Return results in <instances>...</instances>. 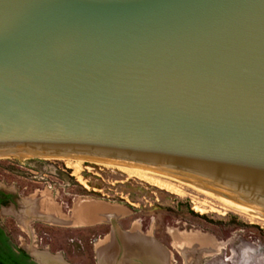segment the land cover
Masks as SVG:
<instances>
[{
	"label": "water",
	"instance_id": "water-1",
	"mask_svg": "<svg viewBox=\"0 0 264 264\" xmlns=\"http://www.w3.org/2000/svg\"><path fill=\"white\" fill-rule=\"evenodd\" d=\"M108 168L264 222V0H0V172Z\"/></svg>",
	"mask_w": 264,
	"mask_h": 264
},
{
	"label": "rangeland",
	"instance_id": "rangeland-1",
	"mask_svg": "<svg viewBox=\"0 0 264 264\" xmlns=\"http://www.w3.org/2000/svg\"><path fill=\"white\" fill-rule=\"evenodd\" d=\"M0 190L12 193L17 202L16 207L0 208V225L13 245L27 254L57 255L67 264H99L98 245L112 240L115 228L110 233L107 224L71 228L28 217L38 216L33 214L35 206H42L39 215L45 216L50 205L57 215L70 216L79 202L91 201L121 209L122 216L115 220L117 232L149 241L165 252L166 263L264 264L263 223L248 221L207 195L182 190L183 195L176 196L114 168L80 169L76 174L74 170L0 172ZM197 234L210 243L184 256L175 244Z\"/></svg>",
	"mask_w": 264,
	"mask_h": 264
},
{
	"label": "bare ground",
	"instance_id": "bare-ground-1",
	"mask_svg": "<svg viewBox=\"0 0 264 264\" xmlns=\"http://www.w3.org/2000/svg\"><path fill=\"white\" fill-rule=\"evenodd\" d=\"M114 169L122 172L127 177H129L123 168H114ZM79 170L80 169H75L74 173L75 174L78 173ZM129 178H132V177H129ZM145 183H147L149 185H152L154 187H157L159 189H162V190H164L166 192H169V193H171L173 195H176V196L183 195V191L181 189H179L177 187H174V186H172V185H170V184H168L166 182H163V181H161L159 179L145 181ZM197 193L199 194L201 192H197ZM201 194L206 195L205 193H201ZM212 198H214V199L218 200L219 202H221L222 206L226 210L236 212L239 216L245 218L248 221L257 222V223H263L264 224L263 221L255 218L254 216H252V215L248 214L247 212L241 210L240 208L234 206L233 204L229 203L228 201L222 199L221 197L214 196ZM80 203L83 205V206H81L82 208L80 209L81 210L80 211V215L83 216L84 214H96L98 216H101V218H102L101 221H104L103 220V216L109 217V218L111 217V218L114 219V216H116V215L121 216L123 214V211L121 209L117 208V207H113L114 205L113 206H108V204L105 205V204L95 203V202H91V201H86V202H83V203L79 202L78 206H80ZM41 204H43V203H41ZM77 204H76V206H77ZM40 207H42V206H39V207L35 206L33 208V211H34L33 214L34 215H36L38 213L39 218H43V217L45 218L46 217L47 218L46 220H49V221L55 222V223L58 222L59 224L62 223V226H65V225L68 224L67 220H69V218H65L66 216L63 215L64 218H65L64 219L62 214L57 215V213L55 212L54 208L52 209L51 205L48 207V209L46 208L47 209L46 210L47 211V213H46L47 216L46 215L45 216L42 215L43 217H40V215H39L41 213L40 211H42L44 209L43 207H42L43 209H40ZM39 209H40V211H39ZM77 209H78V207H77ZM76 212H78V211H75V213ZM28 217L30 219L37 218L36 216L33 217L32 215L28 216ZM111 218L109 220H111ZM85 219L87 220V218H85ZM105 220L107 221V218ZM71 221H72V219H71ZM71 221H69V222L71 223ZM82 221H84V220H82ZM82 221H79V224ZM29 222H31V220H28V222H25V224L27 225V224H29ZM74 222H75V220H74ZM84 222H82V223H84ZM95 222L92 225H94ZM88 223H90V225H91L92 222L89 221ZM112 223H113V221H112ZM76 225H77V223H76ZM85 227H87V226L85 225ZM115 231H116V229H115ZM135 235H137V234H135ZM206 238H207L206 236H203V235H200V234H197V235L189 237V238H183L182 237V238H180L181 241L179 243L175 244V246L179 247L178 249L181 250L182 253H184V256H188V255H190V253H192V252L194 253V251H195L194 249H196L195 247H197L198 245L199 246L208 245L210 242H209L208 238L207 239ZM102 243L103 242L100 241V243L98 245L100 247V250H99L100 264H169L168 262L166 263V260H165V255L166 254H165V252L163 254L162 251L160 252V250L157 247H155L153 244H151L149 241H147V240H143L142 241V240L138 239L137 237H135L134 235L122 236L120 233H118L116 231V233H114V237H113L112 240H110L109 242H107L103 246H101ZM164 251H167V250L165 249ZM32 255H34V257L41 263L48 264L50 262V258H51L50 254L39 253V252L32 251ZM167 258H169V257H167Z\"/></svg>",
	"mask_w": 264,
	"mask_h": 264
},
{
	"label": "trees",
	"instance_id": "trees-1",
	"mask_svg": "<svg viewBox=\"0 0 264 264\" xmlns=\"http://www.w3.org/2000/svg\"><path fill=\"white\" fill-rule=\"evenodd\" d=\"M0 264H35L21 249L12 247L0 230Z\"/></svg>",
	"mask_w": 264,
	"mask_h": 264
},
{
	"label": "crops",
	"instance_id": "crops-1",
	"mask_svg": "<svg viewBox=\"0 0 264 264\" xmlns=\"http://www.w3.org/2000/svg\"><path fill=\"white\" fill-rule=\"evenodd\" d=\"M33 202H31V204H32ZM83 203V202H82ZM81 206H83L82 204H80ZM81 206H79L78 207V209L77 208H74V210L75 211H78V212H76L75 213V211L74 210H72L71 211V215L70 216H66V215H64V214H62V216L64 215V216H66L65 218H69V220H65L68 224L67 225H65V226H67V227H71V228H79V227H85V225L87 226L88 224H90V223H88L89 221L90 222H92L91 224H93L95 221V224L94 225H97V224H108V223H110V222H112V221H115V220H117V218H119L120 216L119 215H116V216H114V219L113 218H111V220H109L110 218L109 217H105V216H103V220L104 221H101L102 220V218H101V216H98V215H96V214H84L83 216L82 215H80V209L82 208ZM40 209H41V207H40ZM77 209V210H76ZM45 213V212H44ZM46 213H47V211H46ZM76 215V216H75ZM64 216H63V218H64ZM119 216V217H118ZM122 216V215H121ZM40 217H43L42 215H40ZM75 217V218H74ZM37 218H39V216H37ZM44 218V217H43ZM43 218H40L41 220H43ZM46 218V217H45ZM64 218V219H65ZM85 218H87V220L85 219ZM107 218V221L105 220V219ZM71 219H72V221H71ZM77 219V220H76ZM79 219V220H78ZM74 220H75V222L77 223V225H76V223L74 222ZM82 220H84V221H82ZM69 221H71V223L69 222ZM79 221H82V222H84V223H82V222H80V224H79ZM104 222V223H103ZM70 223V224H69ZM73 223V224H72ZM75 223V224H74ZM88 223V224H87ZM82 224V225H81ZM117 229V226H114L113 227V229ZM117 231V230H116ZM98 258H100V255H99V253H98ZM97 258V259H98ZM98 263L100 264V260L98 261Z\"/></svg>",
	"mask_w": 264,
	"mask_h": 264
},
{
	"label": "flooded vegetation",
	"instance_id": "flooded-vegetation-1",
	"mask_svg": "<svg viewBox=\"0 0 264 264\" xmlns=\"http://www.w3.org/2000/svg\"><path fill=\"white\" fill-rule=\"evenodd\" d=\"M16 205H17V202H16L14 195L12 193L0 190V208H4V207H8V206L16 207ZM98 225H100V224H98ZM107 226L110 229V233H111V231L113 229L112 224L108 223ZM131 227L132 226H129L128 230L131 229ZM0 230L4 234V236L8 238L10 245L12 247H15L13 245V243L11 242L10 237L7 235L5 229L2 227V225H0ZM128 230H126V231H128Z\"/></svg>",
	"mask_w": 264,
	"mask_h": 264
}]
</instances>
